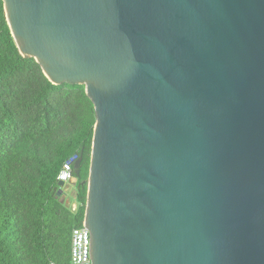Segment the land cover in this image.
<instances>
[{"label":"water","instance_id":"1","mask_svg":"<svg viewBox=\"0 0 264 264\" xmlns=\"http://www.w3.org/2000/svg\"><path fill=\"white\" fill-rule=\"evenodd\" d=\"M1 1L93 103L90 263L264 264V0Z\"/></svg>","mask_w":264,"mask_h":264},{"label":"trees","instance_id":"2","mask_svg":"<svg viewBox=\"0 0 264 264\" xmlns=\"http://www.w3.org/2000/svg\"><path fill=\"white\" fill-rule=\"evenodd\" d=\"M94 123L84 85H54L20 54L0 0V264L68 263L71 231L84 218ZM71 158L81 159L75 211L58 195Z\"/></svg>","mask_w":264,"mask_h":264},{"label":"built area","instance_id":"3","mask_svg":"<svg viewBox=\"0 0 264 264\" xmlns=\"http://www.w3.org/2000/svg\"><path fill=\"white\" fill-rule=\"evenodd\" d=\"M75 159L71 158L63 163L60 172L58 173V182L66 183L74 181L76 183L74 174ZM88 236L89 232L84 226V222L80 227L73 228L70 235V252L67 264H91L88 255ZM50 264H56L50 262Z\"/></svg>","mask_w":264,"mask_h":264},{"label":"rangeland","instance_id":"4","mask_svg":"<svg viewBox=\"0 0 264 264\" xmlns=\"http://www.w3.org/2000/svg\"><path fill=\"white\" fill-rule=\"evenodd\" d=\"M73 184H74V181H72V182L68 181V182L64 183V185L62 186V193H66L67 195H63V196L61 195L60 201L64 205H68V207H71V205L77 203L75 200L77 189H76V186Z\"/></svg>","mask_w":264,"mask_h":264},{"label":"crops","instance_id":"5","mask_svg":"<svg viewBox=\"0 0 264 264\" xmlns=\"http://www.w3.org/2000/svg\"><path fill=\"white\" fill-rule=\"evenodd\" d=\"M74 185V184H73ZM64 194H66V193H64ZM67 195V194H66ZM75 200H76V196H75ZM72 204V203H71ZM67 207H68V205H66ZM77 203H75V204H73V205H71V207H69L72 211H75L76 210V208H77Z\"/></svg>","mask_w":264,"mask_h":264},{"label":"flooded vegetation","instance_id":"6","mask_svg":"<svg viewBox=\"0 0 264 264\" xmlns=\"http://www.w3.org/2000/svg\"><path fill=\"white\" fill-rule=\"evenodd\" d=\"M61 195L63 196V195H66V194L62 193ZM61 195H60V196H61Z\"/></svg>","mask_w":264,"mask_h":264}]
</instances>
